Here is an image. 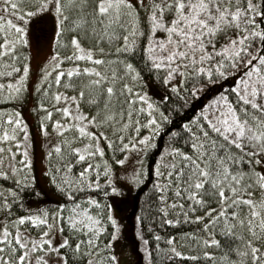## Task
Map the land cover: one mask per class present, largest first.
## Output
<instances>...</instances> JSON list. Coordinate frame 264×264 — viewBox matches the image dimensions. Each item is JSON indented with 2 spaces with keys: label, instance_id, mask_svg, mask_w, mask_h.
<instances>
[{
  "label": "snow or ice",
  "instance_id": "1",
  "mask_svg": "<svg viewBox=\"0 0 264 264\" xmlns=\"http://www.w3.org/2000/svg\"><path fill=\"white\" fill-rule=\"evenodd\" d=\"M54 11L57 14V34L59 35L60 25L62 23V15L65 8L74 6L80 9V17L73 23V29L79 28L88 23L87 17H91L92 28L90 31L93 34L97 33V23H99L102 31L99 33L101 39H106L109 44L113 40L119 39V33L115 27L123 28V43L116 47L117 53L112 59L105 61L103 56L94 57L93 50L88 49L86 57L84 55H73L70 57H59L56 53L51 59L55 61L54 67L59 69L60 64L58 59H87L96 65H114L120 64L125 69L123 74L118 75L115 68L111 70V77L106 72L99 70L96 67H85L83 73L91 74L94 79L88 81L89 86H95L96 98L93 103H99L103 98V109L98 108L96 115L91 117L87 113H80L73 116L74 125L69 124L67 127H75L79 130L80 135H86L90 139H96L95 145H85L94 147L96 152L103 155V149L99 147L97 133L87 131V125L104 126L109 122H116V117L124 116V105L127 106L129 121H125L123 127L127 128L132 116V105L139 101L142 106L136 109L137 116L140 112L147 111L149 119L146 125L151 128L153 124L156 129H159L160 124L156 117L152 115L151 110L158 111L152 102L147 103V107H143V102L148 100L145 94H140L138 91L133 94V85L127 82L121 84L119 90L116 85L119 81L124 80L126 76H130L133 81L138 80L139 72L131 62H126L121 59L119 53L132 52L136 47L137 38L145 34L140 27V9L143 8L148 18L147 35L149 41L147 46L143 48L146 54V59L151 61V67L155 69L166 68L167 74L164 77V83L169 84L173 91L177 90V85L171 84V80L175 73L181 75L180 83L185 82V78H200L207 75L209 83H215L211 78L213 71L218 78H224L229 75L235 76V83L231 89L218 93L209 104L204 106V109L198 112L191 121L185 122L183 129L188 133L185 144L188 150L181 148L168 147L161 154L171 155L172 163L169 164L167 175L164 183L157 181L155 187L158 191L167 193L169 189L174 193V199L169 202L168 207L183 209L185 206L181 203V198H187L192 201L187 207L192 212L196 211V206L201 208L207 207L204 216H195V220L207 222L203 224V228L208 230L213 229L209 235L211 239L194 237L198 241L202 240L206 245H217L219 241L215 238V231H219L222 236L244 240L243 250L239 247H234L232 250L236 252L239 260H232L230 264H246V260L250 254L253 264H264V252L260 250V243L264 242V196L259 200L252 199L253 192L249 189L259 187L264 190V172L257 171L256 166L264 163V0H138L133 3V0H94V7L89 11L90 0H54ZM42 8L37 11H42L48 7L46 0H41ZM5 11L8 7L14 11V15L20 17L34 15L30 11L20 8V0H5L4 5H0ZM170 15V21L165 20V16ZM122 18L125 22L121 23ZM63 19H67L63 16ZM10 28H15L18 35L15 40L3 39L0 43V56L13 53L17 43L26 44L24 39L25 30L19 24H13L12 20L7 21ZM129 25L131 31H128ZM111 29V30H110ZM163 30L167 36L163 40H158L154 37V33L158 30ZM2 30V29H0ZM100 41L98 40L97 43ZM71 44L76 52H84L78 38L73 36ZM219 44V47L217 45ZM11 45V46H9ZM99 52H104L103 48L97 49ZM111 51V49H109ZM166 52V55L162 53ZM13 59L15 57L13 56ZM215 60V63L212 61ZM47 67V66H46ZM231 69V71H229ZM29 65L23 66V74L20 75L13 86L9 83L8 88L10 95L7 99H14L23 89V81L27 76ZM81 69L79 66L71 67L67 70V76L72 77L74 74H79ZM238 74V75H237ZM48 72L45 71V77ZM64 75L63 70L55 73L56 83H60L61 76ZM68 87L73 85L68 84ZM206 85L198 84L191 89L194 96L199 95V89ZM4 85L0 84V88ZM47 91V90H45ZM229 92L234 95L235 99H230ZM84 90L81 89L80 96L83 97ZM124 97V99H120ZM60 94H55V99L59 100ZM68 99V97H64ZM71 99L75 100L73 96ZM167 99V97H165ZM119 112H117V106ZM41 108H46V105L41 104ZM79 111V105H76ZM65 116H72L68 107L62 109ZM50 116L51 113H48ZM101 119H97L101 116ZM162 119L167 120L168 117L160 113ZM17 117L19 114L17 113ZM11 119V117H9ZM80 121L83 124L79 123ZM17 125L21 124L19 118L16 119ZM43 126V125H42ZM53 127H59V130L64 131V127L60 126L57 121ZM141 127L139 121L136 122L135 128L139 130ZM156 129L152 130L154 133ZM27 137V131L24 133ZM99 136L106 138V133L100 132ZM0 139H8L7 133ZM76 137H73L75 140ZM131 139V138H130ZM150 135L141 137L139 143L145 147L150 146ZM123 149L136 148V143H123V135L120 137ZM67 143V141H66ZM111 141L109 145L111 146ZM20 141H17V145ZM57 152L60 151V146L56 145ZM3 151V149H0ZM11 151V149H9ZM17 151L20 148L17 147ZM72 152L81 153L80 148H72ZM95 153H84L78 155L79 160H83L85 155H94ZM27 158V152L21 159ZM178 158V159H177ZM247 158L251 165L247 170L242 167L243 161ZM123 164L124 160L117 161ZM159 164L160 161L158 160ZM24 167V165H21ZM71 168V164L67 166ZM16 168L12 167V171L16 172ZM91 170V165L84 169L79 175L81 178L86 176V173ZM107 170V169H106ZM4 171H0V176H5ZM158 177L164 176L159 168L156 170ZM132 179H138L133 176ZM53 183L56 187L70 198L72 196L71 188L81 185V180L76 179L75 183L66 178L57 182L53 178ZM88 187H99V184L88 183ZM11 192V189L7 190ZM115 191V189H113ZM207 196L209 199H205ZM91 204H97L95 199L89 198ZM163 202L166 200L165 195L160 196ZM212 202L217 203V207H208ZM242 206L243 209H242ZM3 207H10L9 202L4 200ZM67 206L64 204L58 205L57 211L51 213L53 218L49 222L47 218L49 213L46 210H41L42 215L32 214L27 216H19L12 222V227L15 230L13 235L8 226L0 230V264H31L28 260L30 253L37 251H56L61 247H72L68 237H64L62 243L53 247L52 240L48 239L49 231L57 227L63 231L61 220H66L69 228L75 231H85L89 227H95L97 221L90 215L87 216L88 223L77 224L75 215L77 208L80 207V202H76L71 207V213L65 217L63 209ZM231 209V211H229ZM243 210V215H242ZM161 211L167 214V209L161 205ZM87 213V209H84ZM187 219V212H184ZM111 220V216L108 217ZM81 220L83 218H80ZM26 221H30L32 225H44L45 229L40 233L39 240L30 238L29 242L22 239L20 225H24ZM176 223L175 220L168 221ZM113 223H115L113 221ZM239 227L240 232L235 229ZM247 231L250 239L244 238L243 230ZM97 232L103 231L102 228H97ZM115 235V233H113ZM190 236L192 234H189ZM169 243L173 244V238H168ZM31 243V248H29ZM83 242L77 240L74 251L79 253ZM88 244L92 243L90 238ZM44 244L49 245L48 249L44 248ZM171 251L175 256H184L187 253L178 251L174 246ZM205 257L212 256V253L205 251ZM195 259V257H193ZM223 261H228V254L220 257ZM113 262L116 261L115 256H111ZM37 264H47L43 256L37 257ZM91 264V261H89Z\"/></svg>",
  "mask_w": 264,
  "mask_h": 264
},
{
  "label": "trees",
  "instance_id": "2",
  "mask_svg": "<svg viewBox=\"0 0 264 264\" xmlns=\"http://www.w3.org/2000/svg\"><path fill=\"white\" fill-rule=\"evenodd\" d=\"M65 0H62V4ZM94 7V0H90L88 8L84 11H89ZM80 9L74 6H68L65 8L60 28L62 29L57 34L55 42V51L59 55L69 54L71 48V39L76 36L84 50L92 49L94 57L103 56L105 61L112 59L117 55L115 52L116 47L123 43L124 29L115 27L119 33L120 38L113 40L111 44L106 39H101L99 33L102 31L99 23H97V33L93 34L90 29L92 28L91 17H87L88 23L73 29V23L80 17ZM171 16L166 15L165 20L170 21ZM125 22V18H122L121 23ZM140 27L145 34H142L137 38L136 47L132 52L119 53L121 59L126 62H131L136 70L139 72L138 80H135L136 86L134 90L142 92L148 85H154L159 91L151 98L152 103L155 104L158 111L152 110V114L156 117V120L160 124L159 129L154 133L150 139V146L144 147V154L141 161V167L138 173V179L135 188L132 191V201L129 209L126 211L124 220V237L133 244L134 258L144 264H230L232 260H239L236 252L232 249L239 247L243 250L244 240H238L235 238H229L222 236L220 232L215 231V238L219 241L217 245H206L202 240L198 241L194 237H201L211 239L209 235L213 232V229L209 228L205 230L203 224L207 222L195 220V216H204L207 211V207L201 208L196 206V211L192 212L188 209V205L192 203L187 198H181V203L184 204V208L168 207L169 202L174 199V193L169 189L167 193L160 192L155 187L157 181L161 184L164 183V179L167 175L168 165L172 163V160L167 161V156H161L168 147L181 148L187 151L188 146L185 141L188 137V133L183 129L185 122L191 121L194 116L198 115V112L204 109L206 105V97L210 94L221 93L231 89L235 83V76L229 75L224 78H218L213 71L212 80L215 83H209L207 75H203L200 78H185L183 84L180 81L177 85V90L173 91L169 84L164 83V77L167 74L168 69L161 68L155 69L151 67V61L146 59V54L143 48L147 46L149 37L146 34L148 30V18L143 8L140 9ZM264 27V24L261 25ZM111 30V29H110ZM128 31H131L129 25ZM158 40L166 38L167 33L158 29L154 34ZM59 36V37H58ZM100 41L97 43V41ZM1 43V41H0ZM219 47V44L217 45ZM103 48L104 52H99L97 49ZM111 49V51H109ZM166 55L167 53H162ZM13 56L15 59H13ZM26 57L24 46H18L13 50L11 54H5L0 56V83H6L12 79H15L16 72H11L15 68L20 67L19 60ZM215 63V60L212 61ZM116 66V67H115ZM118 66L123 67L120 64H114V68ZM231 71V69H229ZM120 75L121 70H118ZM109 74V73H108ZM238 75V74H237ZM67 76V75H66ZM62 78V82L67 86L73 85L77 82L76 77ZM111 77V73L109 74ZM126 82L120 81L121 84ZM119 83V82H118ZM198 84L206 85L202 89L198 88L199 95L194 96L191 89ZM68 87V86H67ZM71 87H68V89ZM74 88V86L72 87ZM40 92V96H42ZM142 94V93H141ZM92 97V96H91ZM167 97V99H165ZM230 99H235L234 95L229 92ZM93 98V97H92ZM121 100L124 98H120ZM102 98L100 99V101ZM147 105V103H145ZM16 102H11L4 97V93L0 94V110L10 107H16ZM119 106V105H118ZM167 116L168 119H162L160 113ZM156 126V125H155ZM121 144H117L114 148L108 147L104 151L106 162L100 163L94 161L89 164L87 161L79 160L78 154L74 153L67 148L60 147V151L56 149L51 151L47 157V171L46 178L50 190L59 197L58 203L47 204L42 208L34 212H26V200L29 196L36 194V188L32 178L26 176H32L28 167H24L20 172L0 176V230L5 226L11 228L12 222L19 216H27L32 214L42 215L41 210H46L49 213L47 218H51V213L57 211L58 205L64 204L67 207L63 209L65 217L71 213V207L80 202V207L76 210L77 224H87V216L90 215L95 221H97L95 227H89L85 231L71 230L66 220H61L60 224L63 225V231L61 234L64 237H68L72 247H61L65 256L66 264H87L92 259L91 264H115L111 260L112 248L111 240L113 233L115 232V226L110 216V206L116 203L119 196H116V192L113 191L114 185L108 181L107 171L108 163L116 162V160L124 154ZM166 158V160H165ZM178 159V158H177ZM160 161L158 164L157 161ZM71 164V168L67 166ZM91 165V170L86 173V176L81 178L80 173ZM251 165L248 163L247 158L243 161L242 167L247 170ZM159 168L160 172L164 176L158 177L156 170ZM257 171H260L259 165L256 166ZM107 169V170H106ZM56 178L57 182L67 179L72 183H75L76 179L81 180V185H77L75 188H71V198L65 193L61 192L53 183V178ZM99 184V187H88V183ZM11 189V192L7 190ZM254 193L255 189H249ZM165 195L166 200L161 201L160 196ZM253 197V196H252ZM89 198L95 199L97 204H91ZM205 199H209L207 196ZM4 200L9 202L10 207H3ZM167 209V214L161 211V205ZM208 207H217L216 202H212ZM244 206H242L243 209ZM87 209V213L84 212ZM231 211V209H229ZM184 212H187L188 218L184 216ZM243 215V210H242ZM80 218H83L82 220ZM175 220L176 223H169L168 221ZM27 222V221H26ZM30 222V221H29ZM33 227H36L33 225ZM32 227V228H33ZM97 228H102L103 231L97 232ZM10 230V229H9ZM240 232L241 229L237 227L235 229ZM29 231V230H28ZM30 232L40 233V229H33ZM189 234H192L191 236ZM245 240L250 239L246 229L243 230ZM172 237L174 243L170 244L168 238ZM92 239V243L88 244L87 241ZM77 240L82 241L79 253L74 251ZM138 242L142 244L145 255L142 254L139 249ZM175 247L178 251L187 253L184 256H175L171 251L172 247ZM211 247V248H207ZM208 249V250H207ZM207 251L212 253V256L205 257L203 253ZM225 252L228 254V261H223L220 257L224 256ZM195 257V259H193ZM246 264H253L251 256L249 254Z\"/></svg>",
  "mask_w": 264,
  "mask_h": 264
},
{
  "label": "rangeland",
  "instance_id": "3",
  "mask_svg": "<svg viewBox=\"0 0 264 264\" xmlns=\"http://www.w3.org/2000/svg\"><path fill=\"white\" fill-rule=\"evenodd\" d=\"M8 2L11 3V0H8ZM46 2L48 7L43 8L42 11H37V9L42 8L41 0H20V8L34 13V15L31 16L22 14L20 17H17L13 13L14 11H20V9L13 10L11 7H8L7 11H5L3 7H0V29H2L0 30L1 43L5 36L9 40H15L18 35L15 28L9 27L7 23L9 19L12 20L13 24H19L24 28V39L27 40L26 44L17 43L15 47L17 50V47L22 45L26 52V57L19 60L20 67L11 71L16 72L15 79L6 83H0L4 85L3 88H0V94L4 93V97H7L10 95L8 88L9 83L15 86L17 78L23 74L24 64L27 63L29 65L27 76L23 81L22 92L14 99H9L11 102H16L18 106L0 110V137H3L5 133H7L8 136V139H0V149H3V151H0V171L11 174L15 173L12 171V167H15L17 169L16 171L20 172V170L26 166L32 174V176L26 177L32 178L36 188V194L29 196L26 200V212H34L44 205L55 204L59 201V197L50 190L46 178L47 157L51 151L55 150L56 145L67 148L70 151L72 148H80L81 153H77L78 155L86 152L95 153L94 155H85L83 160L87 161L89 164L93 163L95 160L100 163L106 162L105 158H102L104 154L101 157V154L96 152L94 147L90 146L87 149L84 147L85 145H95L97 143L96 139H90L86 135L82 136L77 128L74 126L69 128L67 125H74L78 122L73 119V116L79 115L80 113H87L88 116L91 117L96 115L98 108L103 109V98L98 104L91 102L96 98V88L95 86H89L88 81L95 77L91 74L83 73V68L96 67L106 72L109 76L114 65H96L86 58H57L60 68H55L53 66L55 61L51 58L56 54L57 14L54 11V0H46ZM137 2L138 0H133V3ZM144 3H148V0H144ZM4 4L5 0H0V5ZM62 18L63 15L61 19ZM71 48L67 57L73 55H84L86 57V50L78 53L72 44ZM59 57H66V55H59ZM77 65L81 69L78 75H73V77L77 78V82L73 83L74 88L71 87L68 89V87L64 85V82H62V78H64V75L67 77V70L69 68ZM61 70H63L64 75L61 76L60 83L57 84L55 73ZM115 70L117 74H119L118 70H121L120 74H123L125 71L121 66H118ZM45 71L48 72L46 77ZM125 79L126 82L133 85V87L136 86V83L130 76H126L124 80ZM179 81L180 74L175 73L170 83L178 85ZM119 86L120 81L116 85L117 90L120 89ZM82 88L84 90L83 97L80 96ZM42 91V96H40L39 93ZM137 91V89H133V94ZM158 91L159 90L155 88L153 84L148 85L146 89L142 90L141 93L148 97V100L143 102L144 108L147 107L145 103L152 102L151 98ZM57 93L61 96L59 100L55 99V94ZM65 96L68 97V99H65ZM73 96L76 97L75 100L71 99ZM215 97H217V94H210L208 98L206 97V104H209ZM41 104L46 105V108H41ZM77 104L79 105V111L76 107ZM141 106L142 104L139 101L132 105V116L127 128L123 127L124 122L129 121L127 115L128 108L126 105H124V116L121 118L117 115L115 123L109 122L100 127L96 125H87V131L97 133L99 147L103 149V153L108 147L114 148L117 144L122 145L120 140L121 135H123V143L137 144L136 148L125 150L122 157L118 158L116 162H109L108 171L106 173L108 181L114 185L116 196H119L116 203L110 206L111 220L115 222V235H113L111 240L112 256L116 257L115 264H144L134 258L133 244L124 237L123 231V217L131 205V194L137 183V179L134 180L132 177H138L145 150V146L141 145L139 140L145 135L152 136L157 131L155 124H153L151 128L146 125V121L150 118L147 111H142L139 116H137L136 109H139ZM65 107L69 108L72 116L64 115L62 109ZM119 107L120 106H117V112H119ZM17 113L19 117H17ZM48 113H51V115L49 116ZM9 117H11V119H9ZM17 118L21 120V124L19 125L15 123ZM101 118L102 115L97 117V119ZM57 121H59L60 126L64 127V131L61 132L59 127H53ZM137 121H139L141 125L139 130L135 128ZM79 123L83 124L82 121ZM154 129H156V131L153 133L152 130ZM25 130L27 131V137L24 135ZM100 132L106 133V138L99 136ZM73 137H76V139L73 140ZM17 141H20L19 145H17ZM109 141L112 142L111 146L109 145ZM17 147L20 148V151H17ZM9 149H11V151H9ZM25 151L27 152V158L21 159ZM169 159L173 160V157L168 155L167 161H169ZM119 160H124V163H117ZM21 165H24V167H21ZM259 168L260 172H264V163H261ZM262 196H264V190L257 187V191L254 193L252 199L259 200ZM48 219L50 223L53 220L52 217ZM19 227L21 228L22 239L25 242H29L30 238L39 240L41 232L32 233L30 232L31 230L41 228V231H44L45 229L44 225L33 227L29 221ZM9 229L10 232L15 235L14 228L11 226ZM63 238L64 236L61 234L59 227L49 231L48 239L52 240L53 247L61 244ZM258 243H260L261 252H264V242ZM138 245L141 247L139 251L141 250L140 252L145 255L142 244L138 242ZM29 248H31V243H29ZM44 248L48 249L49 245L44 244ZM38 256H43L47 264H66L65 256L61 248L56 251L47 250L30 253L28 260L31 261V264H37ZM89 261H91V263L93 262L92 259ZM87 264H89V262Z\"/></svg>",
  "mask_w": 264,
  "mask_h": 264
}]
</instances>
